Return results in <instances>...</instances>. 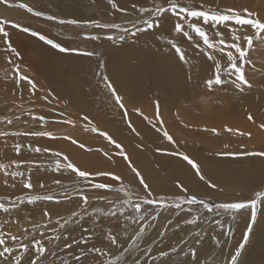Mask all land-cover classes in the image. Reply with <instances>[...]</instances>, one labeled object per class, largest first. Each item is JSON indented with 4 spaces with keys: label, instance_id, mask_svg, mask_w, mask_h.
I'll return each mask as SVG.
<instances>
[{
    "label": "bare ground",
    "instance_id": "1",
    "mask_svg": "<svg viewBox=\"0 0 264 264\" xmlns=\"http://www.w3.org/2000/svg\"><path fill=\"white\" fill-rule=\"evenodd\" d=\"M204 2L219 6L226 5V7L227 5L232 4L231 3L232 0H204ZM243 2H248V0H245ZM250 2H248L246 5L248 6ZM10 4L12 6L14 5L17 7L19 2H14L10 0ZM250 6L248 7L250 8ZM5 7H9V6H5ZM11 8H12V15H14L15 17L23 18V22H17V23H20L23 26L30 27L33 30L40 31L42 34L47 35L50 39H53L55 42L60 43L62 44V46L69 49H72L73 47H70L68 45L70 44L72 46L75 43V40L72 39H69L67 41L62 40L56 34H53L51 32L54 29L53 26L59 27L61 29L59 31H68V30L72 31L79 29L82 30V32L83 31L87 32L90 29H92L91 27H83V26L77 27L75 25H67V24L60 25L55 21L47 22L42 17L36 18L37 20L35 19L34 21L29 20L31 17L34 16H31L30 13L29 15L26 10L20 9L19 7L18 8L11 7ZM2 10L5 11L6 9L5 10L1 9L0 11L2 12ZM77 12L78 10L75 11L70 5L68 7L64 6L62 12H60L61 13L60 19H75L77 16H79V13L81 14V12L78 13ZM254 12L261 18V20H264L263 10L255 9ZM55 13L54 16L59 18V16L57 15L58 13L56 15ZM46 14L50 15V13H46ZM88 14L90 13H87V16ZM62 15L66 16V18ZM81 21H86V20L83 19ZM32 24L33 25L35 24V26L31 27ZM126 25H129V23H126L123 26ZM6 30L10 32L11 43L13 47L20 53V58L18 59L13 53L5 52L3 50L4 48L3 38L0 37V61L2 59L8 60V58L11 57V60H14L15 63L20 66L19 69L21 76H25V73L26 74L33 73L31 79L35 82L37 86L35 90H32L31 86L28 85L26 81H20L19 83V88L22 90H27L26 92L28 93L29 97L32 99L33 102L34 101L36 102V106H35L36 109L32 110L31 112L32 117L31 116L29 117L32 120L31 122L29 121L31 127H28L27 124L24 125L23 123H21L22 120H20L19 121L20 128L18 129H20L22 133L27 132L28 130L30 132L49 131L53 134V136L58 137L57 139H51L49 137L29 136L33 141V143L35 144V147H40V148L48 147L51 150L50 151L51 153L49 154L51 158L55 156L54 154L55 152H61L63 153V155H66L68 158H70V160L73 161V163L77 164L79 169L89 172H93V171L97 172V171H102L101 169L109 168L111 172L119 173L121 172L119 171L121 170V168L119 169V167L120 166L124 167L123 163H125V160L119 155H116L115 152L113 154L110 152L108 153L106 152L108 154L107 156H104L102 154L103 153L102 151H101L102 153H99L93 150L92 151L83 150L84 152L82 153V151L79 152V150L82 149H79L77 146L72 144L71 140L63 139V137L65 136H70L71 138H73L74 136L75 138H77L76 129L74 124L58 123L57 121L71 120L74 122L75 109L77 110L78 108L77 106H79L80 110L82 109V111H84V113L88 117L94 118L102 124L105 123L104 125H108L110 131L115 135H117L118 140L125 147V151L127 152L128 157L132 162V165H137L138 170L142 173L144 179L149 183L154 180L155 185H157L155 181L158 178V174L154 173L155 170L154 167L148 166L147 163L149 160L147 156L150 154V152L148 155L146 154L145 152L146 149L144 148L146 144H144V141L150 139L154 141L155 145L156 144L158 145L154 147V150H156V148L157 149L159 148L162 150L161 152H163L165 151L167 146V148L169 149L168 151L171 152L170 149L176 146L175 149L178 148L182 152L186 151L187 154L189 153L194 154L196 158L204 162L205 175L210 178H213L215 181H219L215 183L218 186L227 185L232 188L240 187V188H244L245 190L247 189V191H249L253 188L259 187L258 185H260L261 187V185L264 183L262 182L254 186L251 180L252 178L251 174L253 173V170H251L250 162L248 163L247 166L239 165V162L236 158L233 160H228L226 159L227 157H221L219 155L214 154L213 152H204L202 149L200 151V148L197 146L198 147L197 149L194 143H188L184 141L182 138L184 137L185 134L184 131L185 125L184 126L182 124H181L182 126L180 125L183 131L180 130L171 131L172 133L170 135L173 137L175 142L177 143L179 142V143L176 145L168 144V141L162 138L163 137L162 133L160 132L162 136L160 137L155 132V129L152 127V124L149 123V121H152L153 123L157 122L155 116L157 111L156 107L153 109V107H149L147 104H144V106H146L145 111L142 112L143 115H139L133 111V109L136 108L135 105L133 106L130 105L128 102L123 101L125 107L128 110V119L131 120V123L135 128L134 131L136 133L135 136L126 127L127 126L125 125L126 120L123 116L122 110L119 109L117 106H115L114 100L111 98V94L108 92V90L105 89V86L97 90H95V88L93 87L96 92L92 91V93L90 94L91 87L89 86L92 82L89 78L90 70H91L90 69L91 59L90 60L88 59L89 55L79 54L76 51L61 53L58 50L52 49L50 46L43 44V42L39 41L38 39L20 32L18 29H11L10 27H7ZM243 30L248 31V29H243ZM99 31L101 33H104L108 30L102 29ZM224 31L226 32V30ZM228 38L229 37H227L226 39ZM136 41H138L137 38ZM256 46H258L260 50H264V42H261L259 39L256 40ZM180 47L184 49V52L187 56V62L185 63V66H181L182 62L179 61L178 57H177V61L173 58V56H175L176 53L169 46L167 48L161 49L162 50L161 52L158 51L156 52L152 50L154 53L149 58L150 61L149 63L150 65L151 64L152 65L149 67H146L147 66L146 63H145L146 65L145 64L143 65L140 61H138L135 58V56L123 55V57L120 58L119 61L110 60V63L108 62L109 80L113 83L114 87L117 89L118 93L122 96V98L125 97L129 102L143 101V103L146 102L143 98L149 91V89L146 88V82L147 83L148 81L155 82L156 86L154 84L153 89L155 90L157 88L155 92L159 93L163 98L166 107L165 114L166 115L176 114L180 122H183L181 121V119H184L187 115H191V116L200 115L199 119L200 117H202L203 120L209 121L208 124L210 125L214 123L215 119H217L218 121H221V124L222 122L226 123L228 126L231 127L234 133H237V125L240 123V121L237 122V120H240L241 118H245L250 122L251 120L248 119L249 115H251L253 118L254 116L256 117H260L261 115L264 116V72L257 73L256 75L252 76L250 75L251 66H249V68L246 69V72H249L247 78L250 80L252 87L250 89H245L242 92L237 91L231 84H226L222 87L213 88L212 89L213 95L211 97H209L208 93L206 94L200 93V97H197V92L196 90H194V88H192V85L191 88H186V85L188 84V82L192 81L195 78H198L200 76L202 77V75H207L209 73H212L213 62L207 58V55H205L204 52H202L201 48L196 47V44H186ZM109 48H112L111 44L109 45ZM212 54L215 55L217 59H221V55L219 51L213 52ZM222 62L227 63L226 58H224ZM261 64H264V59H260L259 56L257 55L256 56L257 68H259ZM141 67H143V69H148L149 72L147 74L142 75L143 79H141L142 76H139L140 73H137L138 71H140ZM204 71H206L207 73H205ZM8 78L6 77L2 79V83H1L2 89H0V98H1V92L7 91L6 95H8V92L10 91V80ZM137 81L141 84H139V86L137 85L136 87L135 86L136 84L134 85V83H136ZM141 90L145 91V94L142 95L141 93L137 94V92L138 91L140 92ZM253 91H255V94L252 95L251 102L248 103L247 102L248 98ZM107 93H109L110 95ZM43 97H47V99H43ZM235 99L236 101L234 102ZM210 101H212V103ZM30 103L32 104V102ZM241 103H244L241 106V108L235 109L234 107L235 104L238 106ZM61 106L65 108L62 109ZM128 107H132V109L131 108L129 109ZM25 110H27V108ZM61 113L63 115H60ZM80 114L82 113L80 112ZM184 114L185 116L183 117ZM33 116H44L47 119H51V120L50 121L46 120V122H44L43 124H41V126H39L38 123L35 124V122H39V123L41 122L39 120H34ZM145 117H147V119H145ZM186 119L188 120V124H192V122H190V119H188L187 117ZM25 120H28V118ZM160 120H162L163 125L167 124L168 122L167 116L161 117ZM52 121H54L56 124H50V122ZM158 122L160 123V121ZM249 122L247 123L248 126H249ZM195 128L198 127L195 126ZM11 129L12 128H10V130ZM18 129H16V131H18ZM188 130L190 132H197L196 131L197 129H195L194 131H192V129H188ZM0 131H5L10 133L9 128L6 127L0 128ZM151 131H153L154 133L150 136ZM168 131L170 132V130ZM25 137L23 138L21 137V139L25 141ZM12 141L13 140L10 136L0 137V154L8 155L11 153L12 150H15ZM27 141H25V143H27ZM27 145L31 149L35 148L33 144H27ZM24 150L25 149H23L22 151ZM154 154L163 155V154H158L156 152H154ZM9 159L10 158L7 157V159L5 160L8 161ZM164 159L173 161L174 165L179 164L175 160V157L171 155L169 157L167 155V157H164ZM22 162L23 163H20V165L18 166V170L22 172L25 171L26 168L27 169L29 168L30 171V173L28 172L29 174L25 176L17 177L15 178V180H13L10 176H8L7 177L8 183H5V179H6L5 173L4 174L0 173V198H3L0 199V202H4L7 204L9 198H15V196L17 195L44 194V190L42 192L37 191V187H36L37 184L35 183V180L39 181V179L41 180L44 179L46 176L44 175L46 174L45 171L44 173L38 171L41 169L39 168L38 165L26 166L27 162L25 160ZM180 163L183 168L189 169V167L185 163H183L182 161H180ZM260 166H262V164H260ZM56 173L57 172L51 171L49 175L52 174L51 175L52 177L55 176ZM27 176L31 177V182L34 185L33 189L31 190L23 188V181L26 178H28ZM161 178L163 179L162 176ZM94 179L97 180L98 182H106V183L110 182L108 178H104V177H97ZM180 179L182 181V184L184 185V187L188 189V191H193V192L200 191L202 193L208 194L210 193L208 190H212V188H210L208 185H203L199 181H197L191 173L183 176ZM41 183H44L46 185L45 181L40 182V184ZM12 184H15V187H12L11 186ZM69 188L65 189L66 197L68 198L63 197L64 199L63 202L56 204L54 202L41 201L35 205L25 204L22 205L20 209L16 210L11 218L15 219L19 217L21 222H24L26 220L25 219L26 216L29 217V215H31L33 218L36 217L37 215L42 216L43 210L46 208L51 209L53 214L57 213L59 209L63 211L66 210L68 211L72 207V203L75 200L77 202V196L75 198H72V196L76 194V192L70 191ZM153 188L154 186L151 184L150 189ZM89 195L92 198L94 197L93 193H89ZM111 196L112 193L108 194L107 198H110ZM260 199L261 202L258 203L257 206L258 223L255 225L254 231L250 234V239L248 243L245 245L241 255L238 257L237 264H264V198H260ZM97 202L102 204L105 203L106 201H97ZM240 212L242 214L240 213L236 217L232 218V220L234 221L233 222L234 226L231 228L232 232L229 234L230 237L228 238V240L227 239L225 240L226 247H224V254L226 258L229 256L230 253L234 251L233 250L234 246H238L244 242L243 234H244V230L246 229L247 220L250 218V210H243ZM8 218H9L8 214L0 212V221L6 220ZM133 229L134 228L130 229L129 232L126 233L125 240H128V238L132 236L130 232ZM177 229H172L169 232V234H167V236L162 237L159 241L155 240L153 242H150L152 237H150L149 234H146L147 230L144 232L146 235H148L147 237L144 238V240L149 239L150 242L144 244L145 251H147L148 249H152V251L146 257L147 258L145 260L146 264H148L151 261L150 258L157 252L158 249H162V248L165 249L173 245L175 239L178 237V232H176ZM233 232H235L234 234L235 236L236 235L240 236L236 244L231 241V235ZM79 234H80L79 231L73 233V235L76 236H78ZM152 235L153 238L156 237L155 233H153ZM92 243L98 244V241L94 240L92 241ZM123 245L125 246L126 244H122V246ZM134 245H138V243L135 242ZM197 250L199 253V249ZM188 252L189 250H187L186 253ZM61 254L63 255V253ZM135 256H136L135 253L131 255V257H135ZM190 259H191L190 255L188 256L185 255L184 258H182L180 264H184L186 260H190ZM129 262L128 264H130Z\"/></svg>",
    "mask_w": 264,
    "mask_h": 264
},
{
    "label": "snow or ice",
    "instance_id": "2",
    "mask_svg": "<svg viewBox=\"0 0 264 264\" xmlns=\"http://www.w3.org/2000/svg\"><path fill=\"white\" fill-rule=\"evenodd\" d=\"M107 3L112 9L124 12L126 9L120 7L115 0H107ZM146 0H133L132 9L138 13L135 20L129 18L128 23L130 27H125L116 22H99L96 20L79 21L77 19H60L54 15L46 14L44 11L35 10L32 6L25 3H19L17 7L26 10L34 17H42L47 21H55L60 25H75L77 27H91L96 29L108 30L110 33L115 31L117 34H108L103 37L108 41L125 40L126 37L138 38L141 34H154L156 31L164 29L163 20L167 17L169 21V31L174 32L176 36H182L183 38L193 41L195 37L196 47L201 48L202 52L207 55V58L213 62L212 74L204 81L208 90H212L214 87H222L226 84H231L237 91H244L250 89L252 84L247 78L249 72L246 69L250 68V75L254 76L257 73L264 72V64H261L259 68L256 66V56L260 59H264V50H260L256 46V40L259 39L264 42V20H261L256 13L249 11L247 8L237 9L234 7L220 8L218 5L213 8L206 6L204 0H200L198 5H183L180 0H152V4L145 6ZM0 4L11 7L10 0H0ZM7 27L11 29H18L20 32L27 34L33 38L43 42V44L50 46L52 49L58 50L61 53L78 51L77 49H69L62 44L50 39L47 35L42 34L40 31L33 30L30 27L23 26L20 23L9 21L7 19H0V37L3 38V50L5 52L13 53L18 59L20 53L13 47L10 40V32L6 30ZM221 29L226 30L221 31ZM250 29V34L243 33L241 30ZM211 31L214 36L209 35ZM229 37L230 39H226ZM160 37H157L159 39ZM83 39L97 41L102 39L100 35L96 34H83ZM168 45L175 51L178 59L182 63L187 62V56L184 49L175 42V39H168L166 41ZM219 51L221 59H217L213 52ZM83 55H93L91 52L82 53ZM226 58L227 63H223L222 60ZM7 62L12 63L11 57ZM19 65H15L13 72L18 73ZM16 76L14 75V79ZM104 84L108 92L111 94V98L114 100L115 106L122 110L123 116L128 123L129 128L135 131L131 120L128 119V110L123 103L122 96L118 93L113 83L104 77ZM20 81H27L32 90L36 89L35 82L26 76H19L16 80L17 85ZM47 99V97H43ZM156 119L160 121V127H157L155 123L149 121L152 127L161 132L163 122L160 120L159 115V103L156 104ZM137 114L142 115L139 109H136ZM31 115L30 113H25ZM60 115H63L62 113ZM19 120V117L16 118ZM34 120H39L41 124L46 122L47 118L44 116H33ZM88 121V117H83ZM147 119V117H145ZM249 120L253 117L249 115ZM64 124H74L71 120L57 121ZM91 123V121H88ZM8 124H12L11 120L7 121ZM264 128V125H261ZM226 131H233L226 128ZM92 132H98L95 127L91 129ZM216 133V130H212ZM110 144L114 145L118 150L116 155L122 157L128 162L131 171L139 178V183L143 185L146 196L140 198V202L132 203L131 200H122L119 197L109 200L105 193H121L128 195L126 189L121 183L122 177L120 174L108 171H97L95 173L79 169L66 155L61 152H55V156L58 158L55 167L51 169L54 172L70 171L75 174L78 182H82V187L76 189V195L78 198V207L82 211H71L69 215L64 216L60 214H54L51 209H44L41 220H35L31 215L26 218L24 222H21L17 217L12 219L13 213L20 209L22 205H35L38 202H54L59 204L61 202L54 194H24L17 195L15 198H9L7 204L0 202V212L9 215V219L0 221V264H128V256L132 255L135 250L133 245L137 240L143 237L147 227H151L150 224L145 225L143 222L149 217L151 220H155L157 217L151 215L149 211L143 208V205L154 206L159 208L177 209L180 211H190V207L195 204H201L207 212H212L213 209L219 214L222 211L225 212H240L242 210H250V218L246 223V231L243 234V243L237 247L234 254L231 255L230 264H237L238 257L241 255L242 250L250 239V234L254 231L255 225L258 223L257 219V206L264 197V191L258 192L255 199H251L247 202H232V203H219L210 205L209 203L199 200L195 194L187 195L188 189L183 184L177 182V187L181 190V195L177 196L171 202L165 201L163 197L158 199L150 198L153 196L149 185L145 182L144 177L140 171L132 165L130 158L122 144L115 141L109 134L100 132ZM9 135L22 136L31 135L35 137H49L51 139H57L49 131H33V132H5L0 131V137H7ZM163 137L169 142L174 144L173 137L164 130L162 132ZM240 135H250V133H240ZM63 139L71 140L73 144H77L76 140H73L70 136H65ZM79 147L85 148L82 143ZM14 149L17 155L21 153V145L15 144ZM37 153L49 152L48 148L36 147L30 149ZM90 150V149H88ZM157 151H162L157 149ZM169 155L177 156L182 159L191 167L196 176L201 181L205 180V176L201 171L199 163L184 152H172ZM107 156L108 154L105 153ZM221 155H228L227 153H221ZM231 155H236L232 153ZM243 155L247 156H261L264 157V151L259 152H245ZM63 159V168H61L60 159ZM22 161H13L12 164L18 166ZM9 165L0 163V170H5V183H8L7 177L10 176L13 180L17 177L24 175L19 170L7 172ZM95 177L108 178L113 182L119 184V187H115L112 183L106 182H93ZM54 183L60 185L59 179L54 180ZM15 187V184L11 185ZM210 188H215L216 185L211 181H208ZM34 185L31 182L29 176L23 181V188L31 190ZM41 188H45L44 183L40 184ZM89 193L94 194V199L97 201H106V204L110 207L105 210L104 208L93 207L90 212L88 209L91 207L92 197ZM61 197H66V191L60 193ZM3 199V198H0ZM70 199V198H69ZM131 204L135 216L132 217V222L138 225V230L134 229V235L129 237L128 240L121 241L118 235L113 234L110 229L107 233L101 231L96 232L98 227V221L102 219H111L123 217L125 221L129 220V217L125 215V205ZM187 204L189 209H184L182 206ZM87 218V219H86ZM91 223V227H87V223ZM186 224H196L197 218L193 216L190 219H185ZM171 223V222H169ZM219 224V221H216ZM79 231V235H73L74 232ZM123 231L127 232V226ZM52 233V235H49ZM226 234V233H222ZM163 236L164 233H159ZM98 241L92 243V241ZM197 244H200L199 240H196ZM122 244H127V247L122 248ZM139 245H136L138 248ZM152 249H148L141 253V256H137L132 260V264H146L142 257H147ZM158 255L160 258V264H168L164 259L169 256V251L158 249ZM171 252H176L177 249L171 248ZM63 253V255L61 254ZM127 254V255H126ZM190 255L191 259L186 260L184 264H200L198 250L193 247L189 249L186 256ZM100 257H107V259H100ZM123 258V259H122ZM153 264H155L156 257H151Z\"/></svg>",
    "mask_w": 264,
    "mask_h": 264
},
{
    "label": "rangeland",
    "instance_id": "3",
    "mask_svg": "<svg viewBox=\"0 0 264 264\" xmlns=\"http://www.w3.org/2000/svg\"><path fill=\"white\" fill-rule=\"evenodd\" d=\"M12 1L28 4L29 6H32L33 8H35L36 10H41V11H44L46 13H50V15H52V14L54 15V13L56 12L55 15L58 13L57 15L59 16V18L61 16L60 12H62L64 6L68 7L70 5L75 11L78 10V12H81V14H83V15H81L79 13V16H77L75 18L79 21H81L83 19L84 20H93L94 19V20L99 21V22H101V21H103V22H116L118 24L124 25V24L128 23L129 18H131L132 20H135L136 16L138 15V13L134 12L132 9L133 0H115V2H117L120 7L126 9V11H124V12H119V11L112 9L111 6L107 3V0H12ZM243 1H245V0H232V2H231L232 4L227 5V7H234V8L241 9V10L244 8H247L249 11H251L253 13H255L254 12L255 9L264 11V7H262V6H264L263 5L264 0H257V1L254 0L255 2L253 0H248V2L251 1L248 5V6H250V5L252 6V7L250 6V8L246 5L248 2H243ZM260 1H262V2H260ZM156 2H159V0H156ZM199 2H200V0H180V3L183 5H198ZM151 4H152V0H146L145 6H149ZM255 4L257 5V7ZM205 5L211 6L213 8H215L217 6V5L209 4L206 2H205ZM5 6L6 5L0 4V10L6 9L5 11H3V10H2V12L0 11V19L5 18V19H7L9 21H13V22H23V18L15 17L14 15H12V8L11 7H14V8H18V7L14 6V5L11 7H5ZM53 7L56 9V11ZM219 7L225 8L226 5L225 6H219ZM57 10H58V12H57ZM87 13H90L91 15L88 14V16H87ZM62 16H64V15H62ZM64 17L66 18V16H64ZM36 18H41V17H31L29 20L34 21ZM107 18H109V19H107ZM168 24H169V21H168L167 17H165V19L163 20V25H164L163 30L156 31V32H154V34H151V35L141 34L137 38L138 41H136V38L134 39L130 36L126 37L125 40H123V41H120V40L108 41L106 39H103V37L108 35V34L116 35L117 33L115 31H113L111 33L109 31L101 33L99 30H102V29H96V28L90 29L92 32L90 30H89L90 32L89 31H87V32H88V34L100 35L102 37V39L97 40V41L83 39V34L87 33V32H84V31L82 32V30H79V29L72 30V31H70V30L59 31V30H61L59 27L53 26L54 29L51 32L53 34H56L62 40H66V41L69 39L75 40V43H74L75 45L73 44L71 46L69 44L68 46L73 47L72 49H77L78 50V51H76L77 53H79V54H82L85 52L93 53V55L89 56L90 58L88 57L89 60L91 59L90 60L91 61V64H90L91 70H90V77H89L91 82H92L89 86V87H91L90 88V94H91L92 91L96 92L95 90L103 88L105 86L104 79H103L105 76L108 77V79H109V74H108L109 67L108 66H109L110 60L119 61V59L122 58L123 55L124 56H135V58L138 61H140L143 65L146 63L147 64L146 67H149L152 65V64L150 65V63H149L150 62L149 58L154 53L153 51L161 52L162 51L161 49L169 47L170 45H168L166 43V41L168 39H175V42L178 44V46H183L186 44H196L195 37H194L193 41H189L188 39L183 38L182 36H176V34L174 32H170L168 30L169 29ZM34 26H35V24L34 25L32 24L31 27H34ZM125 27H130V24L126 25ZM221 31H224V30L221 29ZM241 31L243 33H246V34H250V32H251L250 29H248V31L247 30H241ZM145 35H147V36H145ZM209 35L214 36V34L211 31H209ZM157 37H160V38L157 39ZM228 39H230V38H228ZM110 44L112 45V48H109ZM173 58L177 61L176 55L173 56ZM1 61H0V65H1L0 66L1 67L0 68V74L3 77L0 75V89H2L1 88L2 87V84H1L2 79L9 77L8 79L10 80V91L8 92V95H6L7 91L1 92L0 128H5V127L9 128L10 133H13V132H17L16 129L20 128V124H19L20 120H22L21 123H23L24 125L27 124L28 127H31L30 122L32 120L29 117L30 116L32 117V113H31L32 110L36 109V107H35L36 102L34 101L35 102L34 103L32 101V99L29 97L28 93L26 92L27 90H22L19 88V85H17L16 80L19 78L18 76H21V73H20V69H18V73L14 74L13 69H14L15 65H17L15 63V61L11 60V61H13L11 64H9L6 59H2ZM181 66H185V63H181ZM206 71H204V72L207 73L208 71L207 72ZM137 73H140L139 76H142V75L147 74L149 72H148V69H143V67H141L140 71H138ZM211 74L212 73H209L207 75H202V77L200 76L198 78L193 79L192 81L188 82V84L186 85V88H191V85H192V88H194V90H196V92H197V97H200V93H202V94L208 93L209 97H211L213 95L212 90H208V88L204 84V81L206 79H208L211 76ZM13 75L16 76L15 79H14ZM32 75H33V73H27V74L25 73L26 77L29 76L30 78H32ZM141 79H143V76ZM139 84H141V83H139L138 81L136 83H134V85L136 87H137V85L139 86ZM154 84L156 86L155 82H152V81L151 82L148 81V83L146 82V88L149 89V91H148V93L146 91L147 94L143 98L146 101L145 103H143V101H136V102L130 101L129 102L125 97H123V101L128 102L130 105H133V106L135 105L136 108H134L133 111L136 112V109H139L141 113L145 111L146 106H144V104H147L149 107H153V109H154L156 107L157 102H158L159 103L160 118L167 116V119H168L167 124H164L162 126L161 133L164 130H166L169 134H171L172 133L171 131H173V130L183 131L181 126L185 125V128H184L185 134H184V137L182 136L183 137L182 139L184 141H186L188 143H194L196 147L198 146L200 148V151L202 149L204 152H213L214 154L219 155L221 157H227L226 159H228V160H233L236 158L239 162V165H246L247 166L248 163L250 162L251 170H253V173L251 174L252 175L251 180H252V183L254 184V186L259 184V183L264 182V157L243 155V153H245V152L264 151V128L261 127V125H264V116L263 115H261L260 117L254 116V118L250 122L245 118H241L240 120H237V122L240 121V123L237 125V133L238 134L234 133V131H226L225 130L226 128L231 129V127L228 126L226 123L222 122V124H221V121H218L217 119H215L214 123H212L210 125V124H208L209 121L203 120L202 117H200V119H199L200 115H198V116L187 115L186 116L188 119H190V122H192V124H188V120L186 119V117L184 119H181V121H183V122H180V120L178 119V116L176 114H171V115L165 114V108H166L165 103L163 101L162 96L159 93L155 92V90H157V88L155 90L153 89ZM93 87L95 88V90ZM105 89H107V88L105 87ZM147 89H145V90H147ZM151 90H153V91H151ZM138 92H137V94H140V93H141V95L145 94V91H142V90L139 93ZM4 93H5V95H4ZM14 93H15V95H14ZM107 94H109V93H107ZM254 94H255V91H253L252 94L249 96L248 101H247L248 103L251 102V97ZM22 98H23L24 102L22 101ZM235 101H236V99L234 100V102ZM30 102H32V104ZM210 102L212 103V101H210ZM1 103L2 104L4 103V104L2 105ZM243 104L244 103H241L238 106L235 104L234 107H235V109H240ZM75 106H77V105H75ZM24 107H25V109L27 108V110H25ZM77 107H76L77 110L75 109V117H74V119H75L74 126L76 129V137L77 138H75L73 136L72 139L75 138L78 143L74 144V145L77 146L79 149H82V150H79V152L82 151V153H83L84 152L83 150H85V151H92L93 150V151H96L99 153L103 152L102 154L104 156H106L105 155L106 152L107 153L110 152L112 154L114 152L116 153L118 150L115 149L114 145L110 144L99 133L100 132L107 133L115 141L122 144L118 140L117 135H115L114 133H112L110 131V129L108 128V125H104L105 123L102 124L98 120L88 117L84 113V111H82V109L80 110L79 106H77ZM61 108L63 109L65 107L61 106ZM128 108L132 109V107H128ZM26 111H28V112H26ZM80 112L82 114H80ZM25 113H30L31 115H26ZM142 115H143V113H142ZM85 116L88 117V121H91V123H89L88 121L83 119V117H85ZM155 116H156V114H155ZM184 116H185V114L183 115V117ZM17 117H19V120L16 119ZM27 118H28V120H25ZM8 120H11L12 124H8L7 123ZM50 120L51 119H47V121H50ZM26 121H27V123H26ZM247 121L249 122V126L247 125V123H248ZM36 123H38V125L41 126V123L35 122V124ZM50 124H56V123L54 121H52V122H50ZM155 124L158 127H160V123L158 122V120ZM125 125H127L126 127L129 129V131L136 136V133L131 128H129L127 121L125 122ZM195 126L198 128H195ZM93 127L97 128L99 131L95 132V133L92 132L91 129ZM168 127H170V128H168ZM240 127H241V129L243 128L242 131H241ZM10 128H12V129L10 130ZM165 128H167V129H165ZM187 128L192 129V131L197 129L196 130L197 132H190ZM213 129L216 130V133H213V131H212ZM168 130H170V132ZM18 131H20V129H18ZM27 132L30 133L29 130ZM155 132L160 137H162L160 132H157L156 130H155ZM153 133L154 132L151 131L150 136ZM240 133H250V135H240ZM9 136L12 138V140H13L12 142L14 145L15 144L21 145V153L19 155H17L15 150H12L11 151L12 154L11 153L8 155L7 154L6 155L0 154L1 155L0 163L9 165L8 169L6 170L7 172L18 170L17 166L12 164L13 161L19 162V161L25 160L27 162L26 166L38 165L39 168L42 169V170L40 169L38 171H41L43 173L45 171L46 174H44V175H46L47 177L45 176L46 179L45 178L42 180L39 179V181L35 180V183L37 184V186H36L37 191L42 192L44 190V194H47V193L56 194V196L58 198H60L61 202H63L64 199H63V197L60 196V193L65 192V189H68L70 187L69 188L70 191L76 192L75 191L76 189H79L82 187V182H78V179L75 176V174L70 172V171L57 172L56 175L52 176V177H51L52 174L49 175V173H51V169L55 167V164H56V161L58 158H56V156L51 158L49 156V154L51 153L50 151L37 153L35 151L30 150L31 148L27 144H33V146L35 147V144L31 140V138L29 137L31 135H22V136L9 135ZM174 136H175V134H174ZM21 137L22 138L25 137V141L28 140L27 143H25V141H23L21 139ZM179 137H180V135H179ZM162 138L165 139L164 137H162ZM80 143L84 144L86 147L80 148L79 147ZM178 143L175 142L174 145H176ZM144 144H146V146H144V148L147 150V151L145 150L146 154L148 155L150 152V154L147 156L149 158V160L147 162L148 166L154 167V169H155L154 173L158 174V178L155 181L157 183V185H155L154 180L149 183L148 181H146L144 179L150 188H151V184L154 186V188L151 189L153 196L150 198L158 199L160 197H163L165 201L171 202L177 196H180L182 194L181 190L177 187V182L182 184V181L180 178H182L183 176H185L189 173H191L195 177V179L203 185H208V181H211L214 184L219 182V181H215L213 178H210V177L205 175V173H204V162H202L198 158H196V156L194 154H191V153L187 154V152L184 151L185 154L194 158L199 163L201 171L205 176L204 181H201L199 179V177L196 176L195 172L191 169V167L189 165H187V163L184 162L179 157L171 155V156L175 157V160L179 163L178 165H174V162L171 160H166L167 158L164 159V157H167V155H168V157L170 156L168 153L182 152L178 148L175 149L176 146L174 148L170 149L171 152L168 151L169 149L167 148V146H166L165 151L161 152V151H157V148H156V150H154V147H156L158 145L157 144L155 145L154 141L151 139L144 141ZM168 144H172V143L168 142ZM198 147H197V149H198ZM45 148H48V147H45ZM23 149H25V150L22 151ZM88 149H90V150H88ZM124 150H125V147H124ZM154 152H156L158 154H163V155H155ZM221 153H227L228 155H221ZM232 153H235L236 155H231ZM7 157L10 158L8 161L5 160V159H7ZM61 158H59V159L61 162V168H63L64 162H63V159H61ZM180 161L185 163L189 167V169L183 168ZM260 164H262V166H260ZM75 165L78 167L77 164H75ZM123 165H124V167H121V166L119 167V169L121 168V170H119L121 172H119V173L116 172V173L121 175V177H122L121 183L123 184L124 188L126 189L128 195H125L123 192L112 193V196L108 199L112 200V199H116L117 197H119L122 200H131L133 204L138 203V202H140V198H143L144 196H146L147 193L145 192L143 185H141L139 183V178L136 177L135 174L131 171V168L129 167L128 162L125 161V163H123ZM134 166L137 168V165H134ZM235 166H236V164H235ZM46 170H47V172H46ZM101 170L111 172L109 170V168H104ZM22 172L24 173L23 176L30 173L29 168L28 169L26 168L25 171H22ZM0 173L4 174L5 170H0ZM92 173H95V172L93 171ZM161 176L163 177V179L161 178ZM95 178H97V177H95ZM56 179H59L61 181L60 185H57L54 183V180H56ZM108 180L110 181L109 183L114 184L115 187H119L118 183L113 182L110 179H108ZM44 181L46 182L47 186L45 188H41L40 182H44ZM93 182H98V181L93 178ZM258 186L259 187L253 188V189L247 191V189L245 190L244 188H240V187L232 188V187L227 186V185H221V186L216 185V187L212 188V190H208L212 194H210V193L205 194V193H202L200 191L199 192L198 191L197 192L188 191L187 195L195 194L199 200H203V201L209 203L210 205H215V204H219V203L247 202L251 199H255L256 194L258 192L264 191V183L261 185V187H260V185H258ZM36 187H35V189H36ZM45 189L48 191H46ZM108 194H110V193H105V195H108ZM76 196L77 195L74 194L72 196V198H75ZM262 198H264V197H262ZM77 202H78V198H77ZM77 202L75 200L72 203V207L68 211L67 210L63 211V210L59 209L57 211V213L60 215L67 216L70 214L71 211H82V209H80L78 207ZM93 204H94V206H93ZM93 207L104 208L105 210H107L110 206L107 205L106 202L100 204L93 197L91 199V207L88 210L91 212ZM182 207L186 210L189 209V206L187 204H184ZM143 208L146 209L147 211H149L151 213V215L157 217L155 220H151V218L149 217L148 219H146V221L143 222L145 225H147V224L151 225V227L146 228V230H147L146 234H149L150 237H152L150 242H153L155 240L159 241L162 237L167 236V234H169V232L172 229L178 228L176 230V232H178V237L175 239L173 245H171L170 247L165 248V249L162 248L165 251H169V256L164 258L168 262V264H180V262L182 261V258H184V256L186 255L185 253L187 252V250H189L193 247H195L196 249H199L198 256H199V259L201 258L200 264H227V263L230 264L231 255L234 254L237 247H239V245L234 246V248H233L234 251L232 253H230L227 258L225 257V254H224V247H226L225 246V240L226 239L228 240V238L230 237L229 234L232 232L231 228L234 226V224H233L234 221L232 220V218L236 217L241 212H225V211L221 210V212L219 214H217L215 209H213L212 212H207L201 204L192 205L190 207V211H180V210H177L174 208H172V209L159 208V207L148 206V205H143ZM57 213H55V214H57ZM55 214L53 216L54 219H55ZM125 215H127L129 217L128 221H125L123 217H120L119 219L111 218V219H102L101 221H98V227L95 229L96 232L100 233L101 231H103L104 233H107L111 229L113 234L118 235V238L121 241H124L125 237H126L125 235H126V233L129 232L130 229L137 228L136 230H138V225H136L135 223L132 222V217L135 216L136 214H135V211H134L131 204L125 205ZM193 216H195L197 218L196 224L190 225V224H186L184 222L185 219H190ZM41 217L42 216L37 215L36 217H34V219L39 221V220H41ZM26 218H27V216L25 217V219ZM216 221H219L220 223L217 224ZM169 222H171V223H169ZM86 226L91 227L92 225L89 222L86 224ZM125 226H127V232L126 233L123 231ZM133 230L130 232L132 234V236L135 234ZM245 231H246V229L244 230V232ZM161 232L164 233L163 236L159 235V233H161ZM153 233L156 234L155 238H153V235H152ZM222 233H226V234H222ZM49 234H52V233H49ZM146 234L144 233L143 237L136 241L139 245L138 248H136V245H133L134 249H135L133 251V253H135V255H136L135 257L141 256V253L145 252V247H144L145 245L144 244L150 243L149 239L144 240V238L148 236ZM234 234H235V232H233L231 235V241L236 244V242L238 241L240 236L239 235L235 236ZM141 239H143V240H141ZM196 240H199L200 244H197ZM98 246H99V244H98ZM123 247H127V244L125 246L123 245L122 248ZM171 248H175V249H177V251L171 252L170 251ZM203 249H205V250H203ZM135 257H131V255L128 256V262L130 260L129 263L132 264V260ZM152 257H156L155 264H160V258L158 255V251ZM100 259H102V260L107 259V257H100ZM142 259L145 261L147 258L142 257ZM150 260L151 261L148 264H153V261L151 258H150ZM89 264H91V261L89 262Z\"/></svg>",
    "mask_w": 264,
    "mask_h": 264
}]
</instances>
